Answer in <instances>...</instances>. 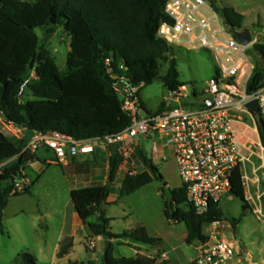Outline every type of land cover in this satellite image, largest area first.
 Listing matches in <instances>:
<instances>
[{
  "label": "trees",
  "instance_id": "16d2710c",
  "mask_svg": "<svg viewBox=\"0 0 264 264\" xmlns=\"http://www.w3.org/2000/svg\"><path fill=\"white\" fill-rule=\"evenodd\" d=\"M168 0H0V111L4 116L26 130L43 132L58 130L76 139H90L114 134L131 123V117L122 110L121 96L115 88L118 80L114 74L146 86L160 76L161 62L168 63L161 76L171 92L185 86L174 47L158 37L160 23L168 19L164 7ZM225 20L233 26L244 28V16L233 7L218 6L211 0ZM50 25L48 29L64 26L71 38V50L65 70L60 71L51 50L40 43L36 27ZM253 47L260 53L262 62L255 65L248 82V91L259 88L264 82V43ZM110 58L108 65L106 59ZM35 59L33 68L31 62ZM124 66L125 68H121ZM34 73V74H33ZM33 74V75H32ZM24 90L20 95L22 86ZM25 97L26 100L22 101ZM164 103L158 109L161 111ZM264 145V119L259 123ZM19 144L0 130V164L18 155V160L5 166L0 178V229L3 208L14 187V174L20 165L26 167L37 158V152H24L27 144ZM146 168L128 171L122 182L119 198H123L155 179L164 180L158 167L143 151ZM121 158L115 147L110 157L108 183L74 188L71 198L76 210L92 236L108 239L135 238L155 244L159 238L150 235L144 226L126 230L120 234L110 231V218L106 216L103 202H108L111 183L118 171ZM5 181V183H3ZM232 193L243 201L248 200L241 169L237 167L231 177ZM165 215L170 222H185L188 226L186 242L206 243L210 236L206 226L227 219L220 204L213 205L204 214H198L188 203L183 186L170 191L161 188ZM32 193V184L22 193ZM99 215V221L90 223L89 218ZM236 221L233 225H236ZM72 237H65L58 256L67 254L73 247ZM111 243L102 264H152L147 257H122L112 255ZM12 264H37L36 257L27 251L17 254ZM60 264V263H57ZM65 264H81L70 260Z\"/></svg>",
  "mask_w": 264,
  "mask_h": 264
},
{
  "label": "built area",
  "instance_id": "2783aa9c",
  "mask_svg": "<svg viewBox=\"0 0 264 264\" xmlns=\"http://www.w3.org/2000/svg\"><path fill=\"white\" fill-rule=\"evenodd\" d=\"M164 11L168 19L160 23L158 37L173 47L212 52L217 71L206 88L193 90L192 94L186 91V86L170 91L171 97L164 102V108L150 112L141 98L142 85L114 74L122 110L131 117L129 126L117 133L90 139H76L58 130H34L22 153H34L46 146L54 152L57 163L66 164L80 155L93 153L96 145L102 144L116 148L121 158L119 169L132 159L137 138L152 139L153 143L164 141L176 162L188 203L198 214H204L213 205L233 196L231 177L237 167L241 169L245 188L251 182L259 183L258 171L264 164L252 166L255 178L251 177L249 167L254 163L256 145L261 147L263 155L260 157L264 159V145L257 112L248 103L257 101L258 112L264 119V82L259 88L248 91L255 67L249 55L254 42L242 43L211 0H168ZM106 63L110 65L111 59L107 58ZM120 83L123 85L118 88ZM0 124L1 131L14 138H20L25 130L22 125L8 120L2 111ZM17 160L18 155L0 164V178L5 166ZM14 177L12 193L24 192L30 185L24 165L19 166ZM261 197L259 194L258 199ZM246 198L249 201L251 196L246 194ZM254 211L263 213L261 207ZM209 226L213 228L214 237L202 243L193 264H245L232 240L217 237L219 231L234 229L233 223L225 219ZM89 247H95L93 240L89 241Z\"/></svg>",
  "mask_w": 264,
  "mask_h": 264
},
{
  "label": "rangeland",
  "instance_id": "374dc122",
  "mask_svg": "<svg viewBox=\"0 0 264 264\" xmlns=\"http://www.w3.org/2000/svg\"><path fill=\"white\" fill-rule=\"evenodd\" d=\"M216 2L220 7H233L243 14L245 16L244 24L251 29L256 42L264 43V0H216ZM50 27V25L36 27L35 31L40 37V43H44L45 47L51 50L60 71H63L71 50V38L64 26L55 27L52 31L48 30ZM172 55L177 60L180 80L185 84L186 91L190 94L193 93V90H204L207 82L216 74L217 64L210 50L174 46ZM249 55L254 65L262 62L260 53L254 47L249 50ZM262 65L264 66V63ZM167 68L168 63L161 62L160 76L151 84L141 87L140 94L147 111L156 112L166 99L171 97L169 89L161 79ZM25 100L26 98L23 97L22 101ZM251 135L257 139L254 134ZM135 141L136 147L142 149L158 167L164 180L155 179L140 191L127 197L126 204L133 208L135 220H143L153 226V223L160 217L162 222L167 224L159 189L164 187L169 197L171 190L182 185L176 162L164 141L158 140L153 143L152 139L143 137L137 138ZM254 149L256 151V155L253 157L254 163L249 167L252 178L256 177L251 170L252 166L260 167L264 164V159L260 157L263 155L261 147L256 145ZM40 153H38L39 158L29 161L26 165V173L32 177L34 182L33 192L11 197L6 208L2 210L3 231L0 229V264H12L17 254L23 251L41 257L40 246L48 247L53 244L65 220L71 221L73 201L70 187L74 185V182L70 175V169L61 165L45 164L44 160L42 161L40 158ZM164 156L167 159H164ZM129 170L138 172L141 171V168L135 166ZM122 175L124 172H121ZM258 176V185L251 182L245 188L246 194L251 196L246 210L243 201L234 195L225 198L220 203L227 222H237L234 229L225 231V238L232 240L238 250L244 248L249 251V254L242 258L245 264H258L259 255H264V167L259 169ZM259 194H262L261 199H258ZM258 207L262 208L263 213L258 214L254 211ZM125 208L127 207H115L116 210L121 211ZM91 219L97 221L95 216H92ZM180 223L184 224L185 222ZM206 229L211 230L212 227L208 225ZM251 239H257L255 246L250 243ZM80 249L82 252H86L83 242ZM50 259V255H48L47 260L41 258L37 264H48L51 262Z\"/></svg>",
  "mask_w": 264,
  "mask_h": 264
},
{
  "label": "crops",
  "instance_id": "0c3cea01",
  "mask_svg": "<svg viewBox=\"0 0 264 264\" xmlns=\"http://www.w3.org/2000/svg\"><path fill=\"white\" fill-rule=\"evenodd\" d=\"M244 20L245 16L243 19V25L244 28H247L244 24ZM254 40V43H256V39ZM32 136L33 131L25 129L23 130L20 138H12L10 136L9 137L13 140L15 144H19L23 139L29 141ZM39 152H41L40 158L42 161L44 160L45 164L61 165L65 168L70 169L71 173H69L74 182V185L70 187V192L74 188L90 187L94 185H102L108 183L112 148H107L102 144H97L93 153L80 155L70 160L66 164L57 163L54 152L46 146H42L39 148V150L37 151V158H39ZM131 165L134 167L140 166L141 171L146 168L142 157V149H135L130 162L127 163L124 167L118 169L115 178L111 183V194L108 199V202H106L105 208L106 216L110 218V231L115 234H120L126 230H132L139 226H144L146 227L150 235L159 238L160 241L155 244H148L131 237L110 238V244H113V257H147L153 259L152 264H193L194 258L196 257L199 249L201 248L202 243L196 241L193 244H188L186 242V238L189 232L186 223L183 224L170 222L165 215L168 221L167 224L166 222H162L159 217V219L155 223H153L154 225L151 226L146 221L135 220L133 218L134 210L132 207H129L126 204V199H128L127 197H130L131 195L135 194L137 191H140L146 185L121 199L119 198V192L122 186V182ZM121 172H124V175L121 176ZM27 176L30 179V184H32L33 192V179L29 175ZM167 186L169 185L167 184ZM159 193L161 194L164 205V198L162 196L161 189H159ZM16 196L17 195H15V193L11 192L8 201L11 197ZM119 206H126L127 208H129H125L122 211L116 210L115 207ZM93 216L96 217L97 221L92 220L91 216L89 218V222H98L99 215L96 214ZM166 227L168 228L166 229ZM205 232L209 234L210 238L213 239V228L211 230H207L205 228ZM65 237H72L74 245L67 254L62 257H59L58 252L60 249V244ZM217 237H225V232L219 231V233H217ZM106 239L107 238L104 236L91 235V231L88 225L83 222L73 203L71 221L68 222L67 219L65 220L63 227L56 238V241L48 247H44L43 245L40 246L39 252L41 257L34 255L33 253L32 254L36 257V261L41 260V258L47 260V256L50 255L51 262L48 264H65L68 263L70 260H78L81 264H102L105 258L102 253L105 247ZM91 240L95 242L94 248L89 247V241ZM82 242L85 246L86 252H82V250L80 249ZM250 243L255 246L257 243V239H251ZM239 252L242 258L249 254V251H246V249L244 248L239 249ZM163 254H166V257H164ZM259 256V262L257 263L264 264V255L260 254Z\"/></svg>",
  "mask_w": 264,
  "mask_h": 264
},
{
  "label": "water",
  "instance_id": "95a60500",
  "mask_svg": "<svg viewBox=\"0 0 264 264\" xmlns=\"http://www.w3.org/2000/svg\"><path fill=\"white\" fill-rule=\"evenodd\" d=\"M233 32L235 33L236 37L244 44H250L254 42V37L252 34L251 29L249 28H239L233 25H230ZM35 63V59L32 60L31 62V68H33ZM120 86H117L118 88L122 87V83L119 84ZM248 106L255 112H257V117L258 120L261 122L263 120L262 115L258 112V106H257V101L253 100L251 102L248 103ZM103 208H106V201L103 202ZM110 246V240L107 238L105 241V247L103 250V256L105 257L107 255V251L109 249Z\"/></svg>",
  "mask_w": 264,
  "mask_h": 264
}]
</instances>
